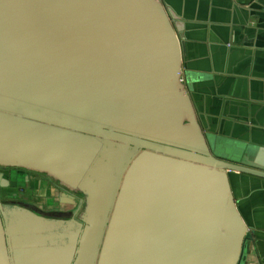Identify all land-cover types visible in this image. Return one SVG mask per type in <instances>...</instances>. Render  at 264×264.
<instances>
[{
    "label": "water",
    "instance_id": "obj_1",
    "mask_svg": "<svg viewBox=\"0 0 264 264\" xmlns=\"http://www.w3.org/2000/svg\"><path fill=\"white\" fill-rule=\"evenodd\" d=\"M179 24L163 0H0V166L84 196L68 214L0 200V264L249 262L230 174L264 178V150L205 131Z\"/></svg>",
    "mask_w": 264,
    "mask_h": 264
},
{
    "label": "crops",
    "instance_id": "obj_2",
    "mask_svg": "<svg viewBox=\"0 0 264 264\" xmlns=\"http://www.w3.org/2000/svg\"><path fill=\"white\" fill-rule=\"evenodd\" d=\"M163 1L180 17L183 80L205 131L264 150V0ZM230 179L238 208L258 240L247 264H264V178L231 172ZM46 220L51 223L43 228L53 233L67 221ZM22 227L35 233L33 224ZM13 228L10 223V237ZM21 250L50 254L52 249Z\"/></svg>",
    "mask_w": 264,
    "mask_h": 264
},
{
    "label": "flooded vegetation",
    "instance_id": "obj_3",
    "mask_svg": "<svg viewBox=\"0 0 264 264\" xmlns=\"http://www.w3.org/2000/svg\"><path fill=\"white\" fill-rule=\"evenodd\" d=\"M83 198L82 194L72 193L44 174L0 166L2 202L32 205L46 214H63V209L68 214L79 207Z\"/></svg>",
    "mask_w": 264,
    "mask_h": 264
},
{
    "label": "rangeland",
    "instance_id": "obj_4",
    "mask_svg": "<svg viewBox=\"0 0 264 264\" xmlns=\"http://www.w3.org/2000/svg\"><path fill=\"white\" fill-rule=\"evenodd\" d=\"M20 189V188H19Z\"/></svg>",
    "mask_w": 264,
    "mask_h": 264
}]
</instances>
